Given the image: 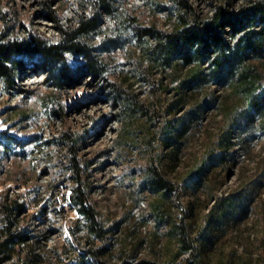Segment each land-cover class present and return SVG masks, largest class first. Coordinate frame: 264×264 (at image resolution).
Here are the masks:
<instances>
[{"label": "rangeland", "instance_id": "1", "mask_svg": "<svg viewBox=\"0 0 264 264\" xmlns=\"http://www.w3.org/2000/svg\"><path fill=\"white\" fill-rule=\"evenodd\" d=\"M40 1L0 0V25L4 12L12 35L24 37L27 26L35 33L55 37L54 24L45 18ZM189 1L205 13L210 1L219 0ZM160 2L163 0H115V8L128 11L144 24L167 28L168 13ZM243 2L236 0L235 5ZM84 11V0H60L62 26L74 24L77 13ZM111 25L105 18L106 35L113 34ZM101 39L94 34L91 41L98 44ZM133 47L131 39L101 46L95 53L106 63V72L93 79L81 71L72 87H49L44 85V72L31 71L21 76L13 90L6 92L0 87V137L11 141L7 148L0 144V207L4 202L21 204L13 216L27 235L14 256L2 264H97L83 254L92 245L85 244L84 220L69 203L73 182L68 164L72 157L84 171L91 204L109 229L108 249L101 256L105 264H117L128 256L163 260L175 251L167 225L152 212L160 192L146 173L143 142L149 121L146 116L128 120L118 99H113L114 83H123L131 68L127 55ZM69 62L78 68L83 64L78 56H71ZM260 68L264 72V61ZM134 82L128 91L141 102L150 101L149 86ZM211 89L216 95L225 91L217 86ZM216 112L207 109L203 119L186 130L169 177L176 171L188 172L206 154L210 137L223 124ZM247 129L244 145L237 142L235 134L226 135L233 143L230 159L226 168L205 174L207 186L182 195L169 193L162 207L169 223L186 213L194 232L214 202V197L208 199L207 189L217 196L229 192L238 196L248 187L253 189L245 213L204 246V264L221 260L264 264V134L254 133L252 126ZM65 132L77 138L72 151L63 139ZM2 217L0 212V223Z\"/></svg>", "mask_w": 264, "mask_h": 264}, {"label": "trees", "instance_id": "2", "mask_svg": "<svg viewBox=\"0 0 264 264\" xmlns=\"http://www.w3.org/2000/svg\"><path fill=\"white\" fill-rule=\"evenodd\" d=\"M235 1H210V9L202 13L189 0H163L159 4L167 11L170 24L164 28L155 23L144 24L126 10L118 11L115 0H84L85 11L77 13L74 24L63 27L60 0H41L43 14L56 30L53 38L35 33L27 26L24 37L12 35V26L3 12L0 87L6 92L18 85L26 71L44 72V85L58 89L74 86L81 71L95 79L107 70L95 51L122 39L132 40L134 47L127 55L131 68L123 83H114L113 99H118L128 120L146 116L149 121L143 142L146 173L160 192L152 212L159 222L167 225L176 249L163 260H135L128 256L117 264H204L202 255L207 242L247 209L253 192L250 187L238 196L230 192L211 195L212 190L207 189L208 199L214 197V202L193 232L186 213L179 221L169 223L162 208L169 193L182 195L195 191L206 185L205 174L217 167H227L233 143L226 135L235 134L237 142L244 145L249 126L254 133L264 134V72L260 68V62L264 61V0H245L238 6ZM105 18L112 24V35H106ZM94 34L102 38L98 44L91 41ZM71 56L83 60L81 67L71 65ZM134 81L149 86L153 95L150 101L141 102L128 91ZM123 84L126 86L122 87ZM215 86L223 88L224 94L216 95L211 89ZM207 109H216L223 124L216 128L209 149L191 170L182 174L176 171L174 177H169L174 172L172 161L184 144L186 130L199 123ZM151 126L155 128L153 132ZM3 138L0 137V144L9 147L10 139ZM63 139L72 151L77 138L65 132ZM68 168L73 182L69 203L84 220L88 237L85 244L92 245L83 254L97 264H105L101 256L108 249L109 229L89 200L84 171L76 157L69 160ZM20 209L21 204L16 202L1 204L0 264L11 259L18 246L26 241L24 229L13 216ZM217 264L231 263L221 260ZM237 264L250 263L243 260Z\"/></svg>", "mask_w": 264, "mask_h": 264}]
</instances>
